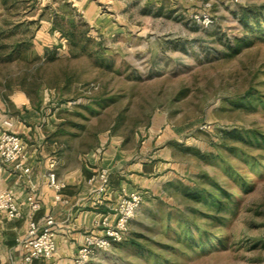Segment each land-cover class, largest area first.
<instances>
[{
  "label": "rangeland",
  "instance_id": "374dc122",
  "mask_svg": "<svg viewBox=\"0 0 264 264\" xmlns=\"http://www.w3.org/2000/svg\"><path fill=\"white\" fill-rule=\"evenodd\" d=\"M75 3L0 0V105L7 107L3 125L11 122L16 131L14 120L21 117L16 103L24 98L18 77L44 61L50 48L60 58L42 66L40 102L25 95L28 107L22 109L52 115L56 129L44 141L66 143L74 154H84L102 152L114 140L124 166L153 160L167 167L154 175L151 190L138 189L143 201L125 239L97 253L90 264H264V162L256 165L217 147L224 129L264 132L263 104L232 102L250 86L264 95L262 16L253 44L225 57L241 10L255 13L264 0H116V30L109 33L91 26ZM203 15L211 22L203 23ZM56 22L100 43L104 60L94 47L89 48L91 56L71 57ZM15 43L25 52L22 60L15 53L6 59ZM69 75L73 82L64 86ZM53 79L59 84L47 83ZM94 97L104 103H93ZM196 151L219 156L204 159ZM212 180L232 194L228 205L237 206L221 211V227L205 216L198 218L191 238L181 221V213L190 212L194 203L186 191ZM198 225L211 238L201 247L195 241L205 231H198ZM131 238L142 248L131 244Z\"/></svg>",
  "mask_w": 264,
  "mask_h": 264
},
{
  "label": "crops",
  "instance_id": "0c3cea01",
  "mask_svg": "<svg viewBox=\"0 0 264 264\" xmlns=\"http://www.w3.org/2000/svg\"><path fill=\"white\" fill-rule=\"evenodd\" d=\"M83 16L101 33L115 32L116 0H75ZM17 102L21 108V117L14 120V128L26 139L25 164L30 168L26 176L22 170L4 165L0 161V191H10L20 209L21 216L12 217L0 211V264H14L21 254L20 240L28 231L27 196L35 193L41 202V208L33 219L39 225L47 216L55 220L57 250L50 259H35L32 264H74V257L84 241L85 234L91 230L96 220L107 216L111 222L115 215L111 211L117 199L120 186L129 189L151 190L155 182L154 175L162 168L161 161L150 160L140 164L124 166L116 149V141H111L102 152H72V146L66 143L44 141L56 129L52 115L42 112H22L27 106V98ZM7 107L0 105V132L4 129L3 120L7 117ZM85 126V125H84ZM40 131V132H39ZM34 132V133H32ZM39 132V133H38ZM31 134L35 140H30ZM53 165V166H52ZM109 172L110 187L99 205H94L93 190L97 182L92 177L99 169ZM53 170L62 184L58 191L49 182L48 173ZM60 198L57 199L56 196Z\"/></svg>",
  "mask_w": 264,
  "mask_h": 264
},
{
  "label": "trees",
  "instance_id": "16d2710c",
  "mask_svg": "<svg viewBox=\"0 0 264 264\" xmlns=\"http://www.w3.org/2000/svg\"><path fill=\"white\" fill-rule=\"evenodd\" d=\"M261 16L262 18H264V7H261L259 11H256L255 13L249 11L247 8L241 10L239 16V27H237L236 32L232 33L229 36L228 46L225 49L226 58H231L239 55L243 51L245 46H250L251 44H253L254 35L252 33L255 30V27L261 26ZM251 20H254L255 23H251ZM73 26L75 27V24ZM54 27L58 28L62 32V34L68 39L71 50L70 53H72V55L70 54L71 57L78 56V54L80 53H87L91 56L92 51H89V48L94 47L95 52L101 55L97 58H103L104 60V56L102 54L105 48H103V46H101L100 43H97L93 38L87 36L84 31H76L73 28H65L64 25H60L57 22L54 24ZM20 46V43H15L12 48L13 50L7 54L6 59L11 60L13 58L14 53L19 56L21 60L24 59L25 52L23 51V49L20 48ZM73 52L78 53L75 54ZM43 58L44 61L36 65V67H34V65H31L32 69H30L31 67L28 63V67L26 66L25 68H29L30 70L26 69L23 74L18 77L17 83L20 90L30 99V101H35V98L37 100V103L40 102L39 89L43 83L39 76V74H41L40 72L42 66L44 65V63L46 64L55 61L60 57L57 56V53L54 50L47 48L46 55ZM0 60H2L1 55ZM36 60L37 59H35V61ZM65 80L66 84L64 86H69L73 82L72 75L67 76ZM47 83L49 85H58L59 80L53 79L52 81H47ZM103 101L104 99L102 98L94 97L93 103L101 106L104 103ZM257 101L264 105V95H262L252 86H250L240 98L232 100L235 105L253 104ZM83 106L84 108H87L91 113H95V110L92 109L90 105L85 104ZM73 124L74 127L80 129L84 128V125H80L78 123ZM220 140V145H218L217 147L227 148L232 153H237L238 155L246 156L248 157L249 162H252L256 165L264 162V132L259 131L257 129H224L221 130ZM187 150L192 151L194 150V148L192 149L188 147ZM195 153L199 154L204 159H217L219 156L218 153H204L200 151H196ZM211 182L212 183L209 185H206L204 182H198L196 183L194 188H190L186 191L187 196L191 198L193 200L192 202L194 203L190 212L181 213V221L186 226V234L191 238L194 237L193 226H196L195 224L198 218L205 216L211 224H214L217 227H221V225L224 224V215L221 214V211H223L226 207L234 208L237 206V204L229 206L231 204L232 198L231 193L222 189V187H220V185L216 181L212 180ZM195 228L198 231L202 232L204 230V228L201 226ZM204 231V238L201 236L199 241H195V243L198 242L199 247L205 246L206 242L211 239L209 236V232L206 229ZM216 239L221 244L226 243V238L224 237H216ZM129 242L138 248H142L141 243L137 239L131 238L129 239Z\"/></svg>",
  "mask_w": 264,
  "mask_h": 264
},
{
  "label": "built area",
  "instance_id": "2783aa9c",
  "mask_svg": "<svg viewBox=\"0 0 264 264\" xmlns=\"http://www.w3.org/2000/svg\"><path fill=\"white\" fill-rule=\"evenodd\" d=\"M202 22L208 24L211 20L208 15H203ZM26 155L24 141L14 131L13 123L6 121L0 132V161L16 170H22L28 176L30 168L25 164ZM48 178L54 189L59 191L62 188L53 170L49 171ZM91 180L97 182L92 193L95 197L93 204L99 205L110 187L108 170L99 169ZM117 193L118 199L110 208L115 215L114 221L111 222L104 216L94 222L91 230L84 236V241L74 257V264H90L97 253L109 250L127 235L130 223L142 204L143 195L140 191L126 186H120ZM56 198L59 199L60 196L57 195ZM27 204L28 231L20 240L21 254L14 264H32L35 259H50L57 250L54 218L47 216L41 225L33 219L34 214L41 208L40 199L35 193L27 196ZM0 211L12 217L21 216V209L10 191H0Z\"/></svg>",
  "mask_w": 264,
  "mask_h": 264
}]
</instances>
